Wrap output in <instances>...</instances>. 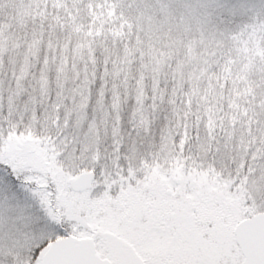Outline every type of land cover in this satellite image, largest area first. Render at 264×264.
<instances>
[{"label":"snow or ice","instance_id":"obj_1","mask_svg":"<svg viewBox=\"0 0 264 264\" xmlns=\"http://www.w3.org/2000/svg\"><path fill=\"white\" fill-rule=\"evenodd\" d=\"M0 264H264V0H0Z\"/></svg>","mask_w":264,"mask_h":264}]
</instances>
